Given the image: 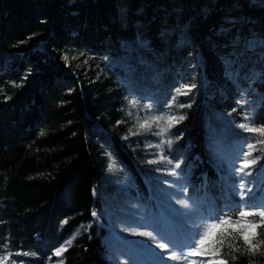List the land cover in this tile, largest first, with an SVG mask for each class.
<instances>
[{
    "label": "trees",
    "instance_id": "16d2710c",
    "mask_svg": "<svg viewBox=\"0 0 264 264\" xmlns=\"http://www.w3.org/2000/svg\"><path fill=\"white\" fill-rule=\"evenodd\" d=\"M116 1L0 0V259L12 249H23L30 254L32 264H46L50 257L59 258L53 251L71 238L61 256L62 264H110L104 239L111 226L101 211L108 159L114 157L111 164L120 166L148 192V180L132 149L140 132L125 140L118 137L123 117L109 80L87 83L54 58L58 42L54 35H46L42 41L34 36L45 28L46 11L59 9V23L66 32L64 47L84 44L90 51H102L108 37L134 43L137 22L146 11L150 16L161 9L164 0H128L131 24L127 28L119 25ZM186 1L191 5L208 1L204 13L208 16L210 4L231 0ZM241 1V7L264 22V0H254L253 4ZM156 15L149 28L161 22ZM73 29L77 34H72ZM149 38L163 55L179 50L189 53L183 47L175 48L174 33L161 37L151 31ZM204 39L200 34L195 36L201 45ZM199 51V71L208 85L214 75L205 49ZM164 89L169 90V84L165 83ZM207 98L203 96L199 103L194 98L178 100L190 107H180L185 119L170 134L177 147L199 156L192 172L193 190L204 192L217 219L230 216L240 205L208 158ZM263 113L264 104L255 117ZM226 229L228 234L221 237ZM258 231L253 243L264 240V228ZM220 238L224 243L216 245L219 254L212 259H224L228 264H264V245L255 254L247 251L249 246L239 232L228 225L216 229L213 239Z\"/></svg>",
    "mask_w": 264,
    "mask_h": 264
},
{
    "label": "rangeland",
    "instance_id": "374dc122",
    "mask_svg": "<svg viewBox=\"0 0 264 264\" xmlns=\"http://www.w3.org/2000/svg\"><path fill=\"white\" fill-rule=\"evenodd\" d=\"M197 2V5H191L186 0H164L161 9L154 10L150 16L146 11L144 18L137 22V42L127 43L116 37L114 40L119 41L115 43L108 37L102 51H90L84 44L64 47L66 32L59 23V9L46 11L45 28L34 35L41 41L46 35H54L58 41L54 58L73 74L81 75L87 83L94 84L104 78L109 80L110 91L115 92L117 109L123 117L118 132L121 140L139 130L138 121L147 120L152 124L150 130L139 131L141 137L137 145L132 146L148 180V192H143L120 166L111 164L114 157L109 158L104 167L101 211L111 226L104 239L111 257L110 264H186L184 260H169L165 252L156 248L153 240L133 233L152 232L156 241L171 242L169 252L183 254L189 250L192 239L202 226L223 218L235 220L241 210H259L264 206V146H259L261 150L253 152L250 157H260L256 165L246 170L250 175L236 171L243 153L248 150L247 145L256 143L252 134L237 125L243 122L257 127L264 124V113L255 117L259 106L264 104V86L261 87L264 85V22L248 8L241 7V0L210 4L208 16L204 15L208 1ZM251 3L256 2L251 0ZM116 6L119 13V7L123 8L124 3L117 0ZM161 11L164 13L160 16ZM154 14L160 16L161 22L149 28ZM122 18L118 14L119 25L129 27V17V20ZM71 31L77 34L76 29ZM151 31L161 37L174 33L175 48L183 47L189 53L179 50L166 56L157 52L150 42ZM196 34L205 38L204 44L197 43ZM201 47L208 54L210 73L214 75L208 85L199 71ZM8 67H12L10 62ZM165 83L169 84V90L164 89ZM182 84L195 85V88L186 96H177L176 102L169 107L176 95L175 89ZM203 96L208 97L205 103L208 158L240 205V209H235L230 216L221 215L217 219L213 217L214 206L204 192L193 190L192 172L199 156L173 143L170 131L178 124L157 135L161 128H167V121L161 119L159 126L152 122L153 117L179 116V101L194 98L199 103ZM132 99L138 101L136 107L129 105L128 101ZM169 160L172 163H168ZM177 162H180V168L174 169ZM241 183L245 184L244 189L239 188ZM262 185L259 192L254 191ZM60 248L55 249L53 255ZM17 253L28 252L12 249L1 259L9 257L7 264H32L29 253ZM212 258L208 255L190 259L201 264ZM60 262L61 256L56 260L50 257L46 264Z\"/></svg>",
    "mask_w": 264,
    "mask_h": 264
},
{
    "label": "snow or ice",
    "instance_id": "6c2138e0",
    "mask_svg": "<svg viewBox=\"0 0 264 264\" xmlns=\"http://www.w3.org/2000/svg\"><path fill=\"white\" fill-rule=\"evenodd\" d=\"M67 59V57H65ZM195 88V85H187L182 84L178 88L175 89L176 95L172 97V100L169 104V107H171L172 104L176 102L177 96H186L188 95L192 89ZM129 105L131 107H136L138 101L135 99L128 101ZM146 107H151L150 105H147ZM179 107H190V105L180 104ZM130 114V113H129ZM161 119H165L167 121V128H161V132L157 133V135L167 131L168 129L174 127L175 125L181 123L185 116L179 115H169L166 118L165 117H153L152 122H157V126H159V121ZM245 121L248 120L247 114L244 116ZM151 122L150 121H138L137 127L139 130H150L151 129ZM238 128L243 130L244 132L252 134L253 138L256 139V143H249L247 145V151L243 153L239 168L236 169V171H239L240 173H244L245 175H250V172H246V170L251 169L254 165H256L260 157L251 158L253 155V152L260 151L261 148L259 146H264V124H261L260 126H253L250 122H243L239 123L237 125ZM131 135H138L139 131L130 133ZM127 138V137H126ZM179 139V137H177ZM171 140L168 141L169 144H171ZM155 162V161H152ZM168 163H172L171 160L168 161ZM180 168V162H177L174 165V169ZM173 174H175L173 170ZM239 188L244 189L245 184L241 183L239 185ZM243 195V194H242ZM178 203H185L183 201H178ZM95 215V213H93ZM249 217H253L256 219L249 220ZM223 225H228L229 228L233 232H239L240 237L243 239L244 244L248 245L247 251L252 252L255 254V252L259 251L261 246L264 245V240H259L258 243H253L255 239L259 236V229L264 228V206H260L259 210H241L238 213V217L233 220L231 217L229 218H223L219 219L216 223H209L207 225L202 226L201 229L197 230L196 236L191 241V246L187 252H184L183 254H178L176 251H168L169 243H160L155 240V237L152 232L149 231H142V232H134L133 235H138L142 237H147L153 242H155L156 248L160 249L162 252H165L167 254V257L169 260H184L186 264H196V261L191 260V257L194 256H216L218 255V250L216 249V245H223L224 240L222 238L220 239H210L212 236L213 230L220 228ZM225 234H228L227 229L220 233L219 235L223 237ZM71 244V240L66 242V245L61 247L60 249L56 250L54 253L55 256L59 257L62 256L65 251H67V246ZM229 247H233L232 245H229ZM17 255H29L28 253H17ZM9 257H4L0 259V264H7ZM23 264V262H21ZM62 264V261H61ZM201 264H205V262H201ZM206 264H228L227 260L219 259V260H208Z\"/></svg>",
    "mask_w": 264,
    "mask_h": 264
},
{
    "label": "water",
    "instance_id": "95a60500",
    "mask_svg": "<svg viewBox=\"0 0 264 264\" xmlns=\"http://www.w3.org/2000/svg\"><path fill=\"white\" fill-rule=\"evenodd\" d=\"M121 2L124 3V6H123V8L122 7H119V9H120V12L118 13L119 14V18L125 17L124 20H129L128 19V10H127V7H126L127 0H120V3ZM122 9H123V11H125L124 13H122Z\"/></svg>",
    "mask_w": 264,
    "mask_h": 264
}]
</instances>
